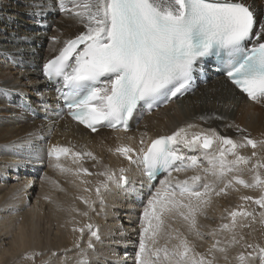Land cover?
Listing matches in <instances>:
<instances>
[{
  "label": "snow or ice",
  "instance_id": "1",
  "mask_svg": "<svg viewBox=\"0 0 264 264\" xmlns=\"http://www.w3.org/2000/svg\"><path fill=\"white\" fill-rule=\"evenodd\" d=\"M49 11L74 16L83 31L62 41L59 36L50 37L62 46L43 64L42 74L56 85L63 104L57 105V114L67 111L93 133L103 127L127 131L130 121L144 109L193 88L196 74L203 73L209 58L248 98L264 102V13L248 0H52L51 4L33 0L29 14L42 24L41 18ZM2 91L6 96L19 93V106L34 111L19 88ZM37 95L44 103L43 94ZM195 129L199 125L188 123L155 138L141 135L138 143L129 137L110 149L149 180L161 171L167 173L143 207L135 264H218L217 253L228 261L234 247L240 248L232 258L235 264H264V245L249 242L243 232L256 223L264 226V139H253L238 127L240 139L220 135L215 129ZM10 147L17 155L41 160L32 134ZM248 147L251 154H242L240 150ZM186 151H202V157L187 156ZM46 154L52 167L75 177L73 183L79 180L84 192L94 191L101 204L112 186L128 183V168L117 172L104 166L102 171L90 172L83 167L85 158L97 160L91 151L51 144ZM68 158L76 167L64 163ZM189 170L194 174L184 179L172 175ZM245 171L251 173L250 180L244 178ZM85 176L102 179L87 187L92 182ZM240 187L258 190L259 195H241V203L224 209L216 228L202 232L198 217L206 213L213 197L239 192ZM78 198L88 208L96 202L89 196ZM176 218L186 222L187 234L169 223ZM73 231L80 233V239L87 231L88 249L95 248L91 238L100 240L99 226L93 223ZM189 235L198 239L208 235L214 242L205 252H198Z\"/></svg>",
  "mask_w": 264,
  "mask_h": 264
},
{
  "label": "bare ground",
  "instance_id": "2",
  "mask_svg": "<svg viewBox=\"0 0 264 264\" xmlns=\"http://www.w3.org/2000/svg\"><path fill=\"white\" fill-rule=\"evenodd\" d=\"M48 2L51 4L52 0ZM248 3L264 13V0H248ZM32 8L33 0H2L0 3V55H7L13 61L12 64L25 69L24 73L19 74L22 75V80L27 77L32 81V85L21 86L18 82L20 78L0 80V264H82L85 260L90 264H134V257L132 262L128 260L137 251L144 206H135L131 195L141 186L144 176L139 168L130 166L123 157L115 155L110 149H114L122 141H127L129 137L135 138L133 143H138L141 135L145 139L155 138L170 134L188 123L197 124L203 130L215 129L220 135L233 139H240L242 136L237 127L246 129V134L253 139H264V102L246 101L219 77L182 100H172L163 109L142 118H134L130 131L100 128L93 133L78 123L64 119V115H61L63 121L56 122L57 114L50 107L54 99L52 92L46 91L49 85H42L41 69L47 59L57 54L55 49L62 46L50 37L59 36L61 41L72 38L83 31V25L72 15L49 11L41 18L43 23L38 26L35 22L32 23L34 19L29 14ZM22 13L24 16L20 15ZM9 15H20L19 21H24L23 17L30 21H25L24 25L11 23L6 19ZM46 23L53 24V34L42 32ZM24 37L27 39H23ZM38 45L41 47L38 48ZM1 66L8 69V65ZM3 73L1 70L0 77ZM4 88L22 90L33 106L41 108V113H49L50 120L33 122L34 118L29 112L19 106L22 100L14 103L20 97L19 93L6 96L2 91ZM33 90L42 93L48 104L44 102L46 105L38 106L35 99L30 97ZM201 116L211 119L202 121L199 119ZM139 121L141 123L138 124ZM29 134H32L34 145L45 150L40 151V161L30 156L17 155L10 147ZM48 140L49 145L61 144L73 146L77 150L91 151L97 160L85 158L81 161L83 167L90 172L102 171L104 166L117 172L121 167L128 168V183L112 186L105 193V201L101 204L96 200L94 191L84 192L85 185H81L79 180L73 183L75 177L61 173L51 166L50 159L46 160ZM240 151L244 155H250L252 149L248 147ZM185 155L202 157V151H186ZM46 163L49 164L47 168ZM64 163L76 167L71 164V158ZM204 166H207L206 163ZM247 173L250 172L243 173L245 179H249ZM192 174V170L173 172V177L184 179ZM166 176L160 177L154 189L139 191L136 195L146 204L153 190L160 187ZM84 178L92 182L87 187H94L96 180L102 179L95 176ZM256 194L259 195L258 190L251 191L240 187L239 192L230 190L227 196H214L206 213L198 217L201 231L208 233L210 228H216L222 222L224 209L241 203V195ZM81 195L96 200L95 204L88 208L78 198ZM73 208L80 212L72 211ZM84 211L88 212L87 216L80 214ZM89 222L98 225L100 229V240L91 238L95 245L93 249L87 248L90 238L87 231L83 239H80L78 231H73L74 227L79 228ZM169 223L187 234V224L183 220L176 218L169 220ZM255 230L263 235L264 244V226L257 223ZM189 239L193 241L198 252H205L214 242L208 235L203 239L189 235ZM77 243L79 248L76 247ZM81 249L85 250L83 254ZM217 257L218 264H230V260L223 262L222 254L217 253Z\"/></svg>",
  "mask_w": 264,
  "mask_h": 264
},
{
  "label": "rangeland",
  "instance_id": "3",
  "mask_svg": "<svg viewBox=\"0 0 264 264\" xmlns=\"http://www.w3.org/2000/svg\"><path fill=\"white\" fill-rule=\"evenodd\" d=\"M0 3H2V0H0ZM20 15H23L24 16V14L22 13V14H20ZM20 15H18L17 17H13V16H11V15H9V16H7L6 17V19H7V21L8 22H11V23H14V22H17V23H19V24H21V25H24V23H25V21H27L28 19H26L25 17H23L24 18V21H19V19H20ZM28 21H30V20H28ZM32 23H34V20L32 21ZM38 26H40V24H37ZM53 24L51 23V25H48L47 23L46 24H44V28L42 29V32H45V33H51V34H53L54 33V31H52V30H55V29H53V27H51ZM39 47H41V46H39L38 45V48ZM7 56V55H6ZM2 56V55H0V69L2 70V72H4L2 75H1V77H0V80L1 81H6V80H8V79H14V80H17V79H19L20 78V80L18 81L20 84H21V86H24V84H27V85H32V81H30L29 79H27V77L24 79L23 78V80H22V78H21V76L22 75H19V74H22V73H24L25 71V69L24 68H22V67H17L16 65H14V64H12L13 63V61L12 60H10V58L7 56ZM1 64H3V65H8V69H3L2 68V66H1ZM15 67V68H14ZM27 67H29V66H27ZM21 68V69H20ZM11 69V70H10ZM1 70H0V74H1ZM16 70V71H15ZM27 79V80H26ZM29 82H30V84H29ZM0 88H2L1 86H0ZM14 94H15V92H13ZM12 93V94H13ZM17 93V92H16ZM34 93V90L33 91H31V94L32 95H34L33 94ZM32 95L30 96L31 98H32ZM33 98H34V96H33ZM32 98V99H33ZM35 99V101L39 104V105H41V107L43 106V105H46V103H41V100L39 99V98H34ZM7 100H11V99H9V98H7ZM19 100H21V98L19 97V98H17L16 99V101H14V103L16 102V103H18L19 102ZM34 101V100H33ZM47 100H45V102H46ZM173 112V111H172ZM2 114V113H1ZM2 116V115H1ZM33 117V116H32ZM34 119H33V122H37L38 120H40V119H35V117H33ZM55 120H56V122H61V121H63V118H62V116H60V117H58V116H56L55 117ZM41 121H43V120H41ZM47 121V120H46ZM138 123H140V122H138ZM50 144V140H48L47 141V147H48V145ZM45 158H46V160H49L50 158L48 157V156H45ZM48 163H46V165H45V167L47 168L48 167ZM247 176H248V178L249 179H251V173H247ZM251 191H253V189H250ZM255 196H258V194H256ZM240 202H238L237 204H239ZM236 204V205H237ZM249 207H251V208H254V209H256L257 210V212H259L260 211V209L258 208V206H256L255 204H250L249 205ZM256 207V208H255ZM256 225H257V223L256 224H253V226H252V228L251 229H248V228H245L244 230H243V232H244V235H245V237H246V239L249 241V242H258V243H260V244H262V245H264L263 243H262V239H263V235H261V233H259L258 234V232L255 230L256 229ZM254 232H256V233H254ZM260 235V236H259ZM209 240V239H208ZM211 240V239H210ZM209 240V241H210ZM238 251H240V248L239 247H234V248H231L230 250H229V253H228V255H229V263L230 264H235V261L232 259L236 254H237V252ZM47 261H44V263H46ZM223 262H227V261H223ZM234 262V263H233ZM47 264H48V262H47Z\"/></svg>",
  "mask_w": 264,
  "mask_h": 264
}]
</instances>
